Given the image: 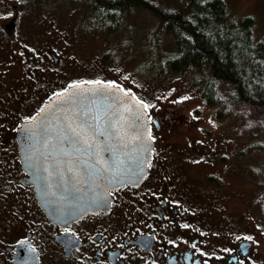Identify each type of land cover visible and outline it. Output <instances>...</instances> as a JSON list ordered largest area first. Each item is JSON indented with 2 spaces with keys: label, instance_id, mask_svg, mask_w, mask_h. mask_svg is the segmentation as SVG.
I'll return each instance as SVG.
<instances>
[{
  "label": "flooded vegetation",
  "instance_id": "af4514ba",
  "mask_svg": "<svg viewBox=\"0 0 264 264\" xmlns=\"http://www.w3.org/2000/svg\"><path fill=\"white\" fill-rule=\"evenodd\" d=\"M34 1L0 0V264H264V229L255 231L264 223L227 209V130L202 126L205 109L186 110L165 85L137 87L116 54L94 59L75 34L59 36L45 21L49 30L37 29ZM93 83L144 103L154 141L147 172L97 210L52 218L18 135L53 98Z\"/></svg>",
  "mask_w": 264,
  "mask_h": 264
},
{
  "label": "water",
  "instance_id": "95a60500",
  "mask_svg": "<svg viewBox=\"0 0 264 264\" xmlns=\"http://www.w3.org/2000/svg\"><path fill=\"white\" fill-rule=\"evenodd\" d=\"M18 139L41 206L62 219L97 210L112 189L141 180L154 147L145 105L105 83L56 96Z\"/></svg>",
  "mask_w": 264,
  "mask_h": 264
},
{
  "label": "trees",
  "instance_id": "16d2710c",
  "mask_svg": "<svg viewBox=\"0 0 264 264\" xmlns=\"http://www.w3.org/2000/svg\"><path fill=\"white\" fill-rule=\"evenodd\" d=\"M65 1L81 8L84 31L95 36L116 31L137 9L155 15V45L163 35L173 43L169 55L156 58V76L168 79L180 75L192 85H201L205 105L214 109L219 122L231 120L230 131L237 132L234 139L245 145L236 152L239 159L254 157V151L264 153V143L259 142L264 123V37L257 35L255 16L233 14L225 0H175L166 10L157 8L151 0ZM133 26L129 22L126 27ZM108 51L116 54L112 48ZM246 123L255 125L250 128ZM244 139L249 141L245 143ZM257 199V219L264 223V184L258 189Z\"/></svg>",
  "mask_w": 264,
  "mask_h": 264
},
{
  "label": "rangeland",
  "instance_id": "374dc122",
  "mask_svg": "<svg viewBox=\"0 0 264 264\" xmlns=\"http://www.w3.org/2000/svg\"><path fill=\"white\" fill-rule=\"evenodd\" d=\"M151 1L157 8L165 10L175 4V0ZM225 1L233 14L240 17L246 15L255 16L257 18V35L264 37V0ZM34 2L36 4L39 3V12L35 17L37 29L49 30L43 24V21H45L52 23L50 30L59 36L65 33V35L75 34L76 43L85 48L84 54L95 57L94 59L109 50V48H112L117 55L120 74L130 78L137 87H145L149 90L150 87L159 88V91H163L158 86L165 85L166 90L169 89L173 93L172 96L178 103L190 106L186 107V110L198 106L205 109L207 114L202 116V126L215 131L227 130V150H232L231 153L227 154L228 162L230 163L227 166V209L231 210V214H245L247 218L252 216L258 218L254 204L258 200V189L260 185L264 184V153L254 151V157L248 155L243 159H239L236 152L244 149L245 145L239 142L240 139H234L237 138L235 136L237 132L235 131L236 129L230 131V128L233 127L231 120L227 119L219 122L215 111L213 112L214 114H211L212 110L205 105L201 95L202 86L198 84L192 85L180 75H175L177 78L168 79H160L156 76L154 70L156 58H165L169 55L172 52L173 43L163 35L159 36V45H155L156 43L152 38V31L155 30L158 22L155 15L144 9H137L131 14V18L124 20L122 26L116 31L108 35L95 36L91 33H85L83 20H81V8H75L65 0L44 4H40L39 0ZM129 22L135 24V26L132 28L126 27ZM164 82L168 83L165 84ZM153 83L159 84L153 86ZM171 88L173 90H170ZM262 121L264 122V116ZM254 125L255 123L250 124V128ZM261 126L259 142L264 143V123H261ZM237 130L240 132L238 128ZM248 141L249 139H244L243 142L246 143ZM252 219L253 221L255 220L254 218ZM263 229V226L257 227L255 231H262Z\"/></svg>",
  "mask_w": 264,
  "mask_h": 264
},
{
  "label": "snow or ice",
  "instance_id": "6c2138e0",
  "mask_svg": "<svg viewBox=\"0 0 264 264\" xmlns=\"http://www.w3.org/2000/svg\"><path fill=\"white\" fill-rule=\"evenodd\" d=\"M73 132H75V130L73 129ZM66 138H68V137H66Z\"/></svg>",
  "mask_w": 264,
  "mask_h": 264
}]
</instances>
